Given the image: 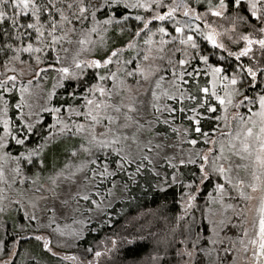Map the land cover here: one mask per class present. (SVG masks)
I'll list each match as a JSON object with an SVG mask.
<instances>
[{
	"label": "snow or ice",
	"instance_id": "snow-or-ice-1",
	"mask_svg": "<svg viewBox=\"0 0 264 264\" xmlns=\"http://www.w3.org/2000/svg\"><path fill=\"white\" fill-rule=\"evenodd\" d=\"M0 58L5 72L19 62L36 80L55 73L47 106L35 112L24 110L32 80L17 88L15 74L0 79V212L18 209L26 192L35 198L27 197L24 217L36 221L41 200L55 216L57 200L103 210L118 187L166 197L179 185L183 212L172 232L179 229L185 264L197 256L199 264H234L237 242L245 253L252 246L251 264H264V0H0ZM159 125L163 141L170 132L180 143L154 144ZM58 138L78 140L64 149L67 163L48 169L45 147ZM184 143L204 147L187 157L165 151ZM186 165L196 172L186 176ZM249 190L261 193L251 235L244 227L232 238L226 230L250 211ZM36 239L52 252L50 237Z\"/></svg>",
	"mask_w": 264,
	"mask_h": 264
},
{
	"label": "trees",
	"instance_id": "trees-1",
	"mask_svg": "<svg viewBox=\"0 0 264 264\" xmlns=\"http://www.w3.org/2000/svg\"><path fill=\"white\" fill-rule=\"evenodd\" d=\"M23 58H26V55ZM0 59L3 61L2 58ZM16 96L18 98V92ZM45 119L47 123H52L51 117L46 116ZM209 126H214V124L205 125L206 128ZM44 131L46 134V129ZM157 131L164 134L166 131L165 126H157ZM193 135L195 134L193 133ZM168 138L176 139L170 132ZM36 142L39 143L40 141L37 139ZM73 143L70 142V144L64 146L55 147L54 151L46 153L47 168L51 165V162L55 161L54 159L60 160L62 155L66 153L64 151L65 147ZM196 170L195 165L183 166L186 176H190ZM103 187H111V185L105 183L101 191H103ZM134 187V185H130V188ZM208 189L211 191L212 186L208 185L200 193V196L206 198ZM182 191L183 189L177 185L169 190L165 197L162 195L154 196L152 192L145 194L144 191L139 189H135L130 193L122 192L121 188L118 187L114 190V197L119 198L104 196L103 201L106 203H103V205L107 206L111 202V206L99 210L100 218L98 219L92 220V218L87 217L82 233L71 247L74 248V251H82L89 257L94 255L95 251H102L105 246L111 245V240L115 236L116 247L113 251L102 254L98 264H177V252L182 246L180 243L181 237L179 229L173 234L172 228L175 218L183 212L181 204ZM129 196L132 198H129ZM94 198L100 200V197L94 196ZM77 206H81L85 210L96 207L82 198ZM108 213H111L110 217L107 215ZM12 217L11 221L0 230L1 240L8 248V253L12 252L16 242H18V249L10 264H74L70 259H64L63 256L43 249L41 240H34L29 234L20 233L18 225L25 223L23 213L15 211ZM108 219L112 220L111 224L105 223ZM197 219L200 218L197 217ZM149 224H151V227L148 226ZM233 231L232 226H229L228 236L235 235V232L232 233ZM130 233L142 239H138L136 244L130 245L123 239ZM89 248L92 249L91 252L87 251ZM153 257H155V260H153Z\"/></svg>",
	"mask_w": 264,
	"mask_h": 264
},
{
	"label": "rangeland",
	"instance_id": "rangeland-1",
	"mask_svg": "<svg viewBox=\"0 0 264 264\" xmlns=\"http://www.w3.org/2000/svg\"><path fill=\"white\" fill-rule=\"evenodd\" d=\"M225 42L227 43V38L225 37ZM131 53H126V55H130ZM14 67L16 68V72L13 73L12 71L5 72L4 66H3V61L0 59V79H3V75H13L15 74L18 79L16 81L17 88L20 87L21 82L27 85V82L29 80H32V84L29 85L30 91L25 94V99L27 100L28 104L25 105V112L28 111V105H31L32 110L39 111L40 107L42 106H47V92L48 90L52 87V79L51 76L55 75V73H52L49 75L48 80H36L33 79L34 73H29L28 69L25 65H21L19 62H13V64L9 65V68ZM24 69V75H20V69ZM113 70L115 69V66L113 67ZM120 75V73H118ZM143 83V82H142ZM53 122V121H52ZM2 130V129H0ZM47 131V129H46ZM75 140H78V138H73V139H68V138H63L61 141V138H58L55 142L52 144H49L45 147V153L54 151L53 149L55 147H61L67 144H70V142H75ZM158 142H163V143H175L179 144L180 141L172 138H168V141H163V134L160 136H157L156 139L153 141V143H158ZM210 146V145H208ZM201 147H204L202 143L198 144L196 148L194 149L190 144L184 143L180 147L176 148H167L165 151L167 153H172L175 152V154L179 157L180 152L183 151L184 156L187 157L190 152L199 150ZM59 149V148H58ZM156 151H159L158 149ZM54 162H51V165L48 167V169H52L53 166L56 168H60L63 166L64 163H67V153L63 154L60 160L54 159ZM192 166V165H191ZM197 167V165H195ZM45 175H47V171L45 172ZM243 175V173H242ZM40 183H46V180H41ZM14 187H19L20 189H25L26 186L24 185H14ZM64 185L61 186V189H58V191H63ZM75 190V189H74ZM120 192V190L118 189ZM117 191V193H118ZM209 191V189H208ZM203 192V191H202ZM250 195L253 196V199L251 202L248 203L247 207L250 211H247L244 216L239 217L238 219L240 221H243L242 223L237 224L236 227L233 228V232H235V235L233 234L232 238H236L237 236L243 237L244 233L241 231L242 228L247 227L249 228V235H251V222L252 218L255 215V208L259 206V201H260V196L261 193L259 191L257 192H251L249 190ZM13 197L16 196V193L13 192L11 194ZM27 197H32L33 199L35 198L34 195L31 192H26L25 197L22 198L21 200V206L17 209L16 206H13L11 209L6 207L5 212H0V230L1 228H4L9 221H11L12 214L15 213V211H20L21 213L24 214L25 209L31 213L32 212V205L29 204L28 198ZM67 198L66 196L62 195L60 199H65ZM206 198H203L202 196H199L198 203L200 205H203ZM105 204L106 202L103 201ZM243 201L241 204L243 205ZM48 207H51V197H49L47 201ZM55 207L57 209L55 216H53V213L51 211H48L46 208V202L41 200L39 202V207L35 210V214L39 218L36 221H28L25 219V223L19 224L18 226V231L20 233H27L29 236H32L34 240L36 239L37 235H43L46 237L51 238V245L50 247L52 248V252L54 254L60 255V256H75L76 259H70L72 263L74 264H88V261H92V264H98L100 257H96L95 253L92 256H87L85 253L82 251H74V248L71 247L72 245L75 244L77 241L79 235L82 233L85 221L87 217L92 218V220L100 218L99 215V210L94 207L92 211H88L89 208L86 210L81 207L77 206V202L75 199H69L68 205L67 206H62L60 204V201L57 200L55 202ZM213 207H216V205H213ZM83 212H85L83 214ZM87 214V215H86ZM229 215H231V211H229ZM196 216L200 218V212H196ZM86 217V218H85ZM25 218V217H24ZM49 218H52L55 220V223H52L49 226ZM89 219V218H88ZM204 223L207 224V220L203 221ZM233 223H236V220L233 221ZM21 225H26V227H21ZM57 226H59V230H57ZM229 228L226 230V234L229 235L228 233ZM79 233V235H77ZM1 231H0V264H10L16 254V251L18 249V242H16V245L14 246V249L12 252L8 253V248L6 245L3 243V240H1ZM248 238L245 237V242L247 243ZM42 241V240H41ZM44 243V241H42ZM110 244V243H109ZM181 248L179 249V252L183 250L184 245L181 243ZM225 246H227V241H225ZM190 247V245H189ZM115 247L111 245L105 246V248L101 251V253L104 255L105 252H108L109 249L111 251L114 250ZM252 251V246L249 245V250L247 253L243 251L242 246L237 242L236 245V251L234 253L235 255V260L234 264H251L250 259H246V257H250V253ZM110 252V251H109ZM101 254V255H102ZM223 256V253L221 254ZM4 257V258H3ZM3 258V259H1ZM178 258V263L177 264H185V261L187 260V257L182 256V255H177ZM203 258L200 256H197L196 258V264H199V262ZM228 261L233 260V255L229 254L227 257Z\"/></svg>",
	"mask_w": 264,
	"mask_h": 264
}]
</instances>
